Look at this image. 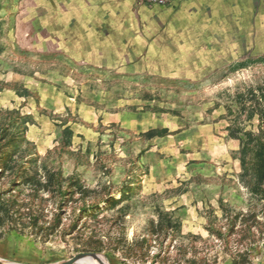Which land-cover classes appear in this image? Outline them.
Returning a JSON list of instances; mask_svg holds the SVG:
<instances>
[{"label":"rangeland","instance_id":"obj_1","mask_svg":"<svg viewBox=\"0 0 264 264\" xmlns=\"http://www.w3.org/2000/svg\"><path fill=\"white\" fill-rule=\"evenodd\" d=\"M52 4L0 0V258L264 264V30L127 78L51 50Z\"/></svg>","mask_w":264,"mask_h":264},{"label":"crops","instance_id":"obj_2","mask_svg":"<svg viewBox=\"0 0 264 264\" xmlns=\"http://www.w3.org/2000/svg\"><path fill=\"white\" fill-rule=\"evenodd\" d=\"M53 2L60 30L46 34L51 50L88 66L121 68L117 72L127 78L155 68L166 81H197L187 76L227 59L235 47L228 36L264 30V0H173L166 6L139 0Z\"/></svg>","mask_w":264,"mask_h":264},{"label":"water","instance_id":"obj_3","mask_svg":"<svg viewBox=\"0 0 264 264\" xmlns=\"http://www.w3.org/2000/svg\"><path fill=\"white\" fill-rule=\"evenodd\" d=\"M101 256L105 257L103 254L95 253V252L81 253V254L74 256L73 258H71L69 260L59 262V263H55V264H80L79 261L85 257H91V258H95V259L100 260ZM0 264H23V263L14 262V261H10V260L4 259V258H0Z\"/></svg>","mask_w":264,"mask_h":264},{"label":"trees","instance_id":"obj_4","mask_svg":"<svg viewBox=\"0 0 264 264\" xmlns=\"http://www.w3.org/2000/svg\"><path fill=\"white\" fill-rule=\"evenodd\" d=\"M262 62H264V58H262L261 60ZM10 155L9 154H5V152H3V149L1 148L0 146V169L2 170V172L5 170V169H9V167L12 169V167L10 166V161L11 159L9 158ZM10 159V160H9ZM23 204H26L25 202L21 204L22 207H25L26 205H23ZM29 209L30 212L26 213L28 216L30 217H33L35 216L34 212H33V209L31 210L30 207H27ZM36 217V216H35Z\"/></svg>","mask_w":264,"mask_h":264},{"label":"built area","instance_id":"obj_5","mask_svg":"<svg viewBox=\"0 0 264 264\" xmlns=\"http://www.w3.org/2000/svg\"><path fill=\"white\" fill-rule=\"evenodd\" d=\"M172 2L173 0H139V3L147 6H166Z\"/></svg>","mask_w":264,"mask_h":264},{"label":"bare ground","instance_id":"obj_6","mask_svg":"<svg viewBox=\"0 0 264 264\" xmlns=\"http://www.w3.org/2000/svg\"><path fill=\"white\" fill-rule=\"evenodd\" d=\"M101 259H95V258H91V257H85L83 259H81L79 262L80 263H85V264H108L106 261V258L101 256Z\"/></svg>","mask_w":264,"mask_h":264}]
</instances>
